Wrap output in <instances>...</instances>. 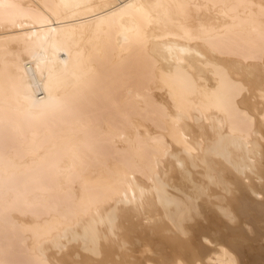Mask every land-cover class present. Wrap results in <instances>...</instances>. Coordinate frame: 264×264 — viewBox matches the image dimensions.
<instances>
[{
  "label": "bare ground",
  "instance_id": "obj_1",
  "mask_svg": "<svg viewBox=\"0 0 264 264\" xmlns=\"http://www.w3.org/2000/svg\"><path fill=\"white\" fill-rule=\"evenodd\" d=\"M0 145L32 264H264V0H0Z\"/></svg>",
  "mask_w": 264,
  "mask_h": 264
},
{
  "label": "rangeland",
  "instance_id": "obj_2",
  "mask_svg": "<svg viewBox=\"0 0 264 264\" xmlns=\"http://www.w3.org/2000/svg\"><path fill=\"white\" fill-rule=\"evenodd\" d=\"M2 143H1V145L2 144H4V141L2 140L1 141ZM0 145V146H1ZM3 147V146H2ZM37 170L39 171V169L37 168ZM34 171L35 172H37L36 171V169H34ZM31 172H33V171H31ZM44 176V175H43ZM42 176V177H43ZM12 176H10V177H6V179L7 180H10L9 178H11ZM16 177H17V179H16ZM21 176H14V177H12V179L10 180V181H4L3 182V180H5V178L3 177V179L0 177V183H1V186H2V182L3 183H5L4 185H3V187H1L0 186V199H1V197H3L4 198V196L5 195H3L2 196V194L1 193H4L5 191H4V189H6V188H8V190L7 191H9V192H11L12 190H14L13 192L16 194V195H12V193H9V195H8V193H7V198L8 199H11L12 198V196L13 197H16L17 199H18V201L19 200H24V202L23 203H25V201H27L28 203H29V200H32V201H34V200H36V198L39 196L40 197V195L42 194H40L39 195V192H41V191H39V190H37V189H40L39 187H38V185L41 187L43 184V182H41L42 180V177H40L41 179V183L39 184L38 182H37V184H33V186L34 187H36V188H34L33 189V187H32V189L33 190H31V186L29 187L28 185H25V186H28V190H27V187L25 188V187H20L21 188V191L23 192L24 191V189H26L27 190V192L29 191V189L31 190V191H29L28 192V194H26L27 195V197L26 198H23V194L25 193H21V195H22V199H20V197H18V195H17V193H18V189H20L18 186H22V185H20L21 184V181H22V184L24 185V183L26 184V182H25V180L21 177ZM44 177H46V178H44ZM43 178L44 179H46V180H50V179H48L47 178V176H44ZM2 179V180H1ZM14 179V180H13ZM16 179V180H15ZM19 179V180H18ZM22 179V180H21ZM46 180H45V182H46ZM48 181H47V185L45 184V182H44V187H46L47 188V190H49V188H50V183H48ZM9 184H11V185H9ZM16 184H18V186H16ZM48 184H49V186H48ZM13 185H15V187H18V188H15ZM36 185V186H35ZM4 186H6V188L4 187ZM9 186H10V190H9ZM11 186H13V188L14 189H12L11 190ZM4 188V189H3ZM3 189V190H2ZM16 189V190H15ZM25 190V191H26ZM37 190V191H36ZM2 191H4V192H2ZM21 191H19V192H21ZM26 192V193H27ZM31 192H32V194H31ZM34 192V193H33ZM38 192V193H37ZM49 193H53V191L52 190H49L48 192H47V194H49ZM12 196H11V195ZM19 194V196H20V193H18ZM50 195V194H49ZM48 195V197H46L47 199H48V201H47V199L45 198V197H43L44 198V200L43 199H40L41 200V204H42V207H40L41 206V204H40V206H39V204L38 203H36L35 205H34V203H30L31 205H29L28 203V205L25 203V204H23V203H21L20 204V206H19V204H17L18 205V207H17V211H19V209L21 208V209H24V211H27V212H24L23 210V212H24V214H26V216H30V214L33 216V214H35V216H36V214L39 216L40 215V217H42V215L44 216V214L46 215L47 213H49V212H47V211H51V209H53V208H55V207H59L58 205H57V203H59V205H60V201L58 200V199H60L61 200V203H66V201L64 200V196L62 195H60V198H57V197H54L53 198V194H51L50 196ZM11 197V198H9V197ZM24 197H25V195H24ZM30 197V198H29ZM36 197V198H35ZM50 197L53 199V202H51L52 201V199L50 200ZM59 197V196H58ZM6 198V197H5ZM16 198H12V199H15L16 200ZM25 199H27V200H25ZM46 199V200H45ZM59 201V202H57V201ZM14 201V200H13ZM17 201V200H16ZM17 201V202H18ZM44 201H47L46 203L44 202ZM57 202V203H54V202ZM63 201V202H62ZM15 202V201H14ZM21 201H19V203H20ZM49 203V204H48ZM53 203V204H52ZM45 205V207L47 208V211H46V209H45V207H43L44 205ZM52 204V205H51ZM23 205V206H22ZM34 205V206H33ZM51 205V206H54L53 208L52 207H50V208H48L49 206ZM63 204H61L60 206H62ZM25 206V207H24ZM36 206V207H35ZM37 208V209H36ZM16 210V209H15ZM15 210H11V213L10 214H8L9 212H7V213H5L6 215H4L1 211V215H0V218H1V220H3V223H2V221L0 220V225H2L0 228H4V229H0V252L2 253L3 251H7L6 253L5 252H3V254L2 255H4V258H3V261H4V263L2 262V264H32L33 263V261L32 260H29L30 258L32 259V257L29 255L28 257H27V255L28 254H30V252H29V249H28V247L26 246V244H22V242L23 243H25L24 241H26V235H25V232L24 231H22V230H20L19 229V225H17L18 223H16L17 221H16V217H17V215L16 214H18L19 212H16ZM31 210V211H30ZM40 210V211H39ZM22 212V213H23ZM16 213V214H15ZM41 213H43V214H41ZM8 214V215H7ZM12 214V215H11ZM15 214V215H14ZM28 214V215H27ZM3 217V218H2ZM15 218V219H14ZM16 221V222H15ZM8 222H9V224H8ZM11 222V223H10ZM14 223V224H13ZM16 224V225H15ZM14 225V226H13ZM4 226H6V229H5V227ZM18 226V227H17ZM12 228H13V230H12ZM7 229H9V231L7 230ZM5 230V231H4ZM7 230V231H6ZM12 230V231H11ZM17 233H19V234H17ZM16 235V236H15ZM22 235V236H21ZM24 235H25V237H24ZM11 237V238H10ZM14 237V238H13ZM25 238V239H24ZM22 239H24V241H22ZM19 240V241H18ZM21 242V243H20ZM20 243V244H19ZM2 244V245H1ZM25 245V246H24ZM12 246V247H11ZM19 246V247H18ZM23 246L26 248H23ZM7 247H9V248H7ZM7 248V249H6ZM2 249V250H1ZM4 249V250H3ZM12 249V250H11ZM17 249H19V250H17ZM25 249V250H24ZM26 253H25V252ZM14 252V253H13ZM20 252V253H19ZM15 254V255H14ZM25 254H26V256H25ZM11 256V257H10ZM13 256L14 257H17V258H13ZM20 258H19V257ZM11 259V260H10ZM13 259V260H12ZM18 259V260H17Z\"/></svg>",
  "mask_w": 264,
  "mask_h": 264
}]
</instances>
